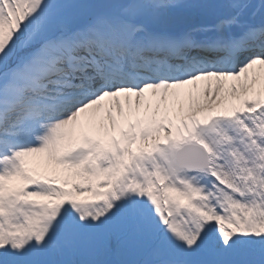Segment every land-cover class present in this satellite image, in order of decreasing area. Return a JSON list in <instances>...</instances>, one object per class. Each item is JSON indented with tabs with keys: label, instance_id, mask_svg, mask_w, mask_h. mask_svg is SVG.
Returning a JSON list of instances; mask_svg holds the SVG:
<instances>
[{
	"label": "snow or ice",
	"instance_id": "6c2138e0",
	"mask_svg": "<svg viewBox=\"0 0 264 264\" xmlns=\"http://www.w3.org/2000/svg\"><path fill=\"white\" fill-rule=\"evenodd\" d=\"M0 264H264V0H0Z\"/></svg>",
	"mask_w": 264,
	"mask_h": 264
},
{
	"label": "bare ground",
	"instance_id": "6f19581e",
	"mask_svg": "<svg viewBox=\"0 0 264 264\" xmlns=\"http://www.w3.org/2000/svg\"><path fill=\"white\" fill-rule=\"evenodd\" d=\"M192 87H193V86L189 85V86H186L185 89L181 90V91H182V99H184L185 102L187 101V95H186L187 90H188V89H191ZM201 87H203V82H202ZM170 91H171V90H170ZM177 107H178V105H177ZM125 126H126V125H125ZM134 147H135V145H134Z\"/></svg>",
	"mask_w": 264,
	"mask_h": 264
}]
</instances>
